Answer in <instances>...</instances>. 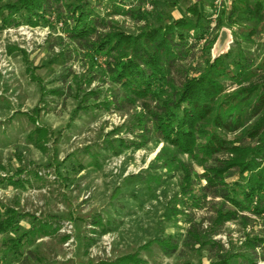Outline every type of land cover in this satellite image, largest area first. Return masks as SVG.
<instances>
[{
    "label": "rangeland",
    "instance_id": "rangeland-1",
    "mask_svg": "<svg viewBox=\"0 0 264 264\" xmlns=\"http://www.w3.org/2000/svg\"><path fill=\"white\" fill-rule=\"evenodd\" d=\"M88 1L101 14L110 4V0ZM194 1L133 0L132 5L143 7L150 21L157 23L158 19L170 22L184 15L187 4ZM210 1L203 0L201 6L208 17L213 10ZM227 13L221 10L218 19L222 23ZM51 16L54 21L34 26L30 33V25L25 23L0 29V217L8 208L19 214V229L0 235V240L17 237L39 224L50 227L49 234H35L25 242L23 255L11 263L103 264L134 254L139 264H213L226 257L229 264H264V245H246L247 239L264 237V215L240 213L248 221L226 222L220 233L211 237L215 245L199 248L184 244L188 222L172 212V208L183 206L175 200L180 165L189 164L198 173L201 168L154 135L139 148L131 146L113 153L106 140L114 144L116 138L141 140L138 129H127L140 103L123 111L99 106L111 100V92L117 88L106 74V58L102 56L104 60L90 68L86 51L79 46L73 50L65 25L58 26L55 21L60 20ZM112 20L129 34L143 24L123 15ZM242 26L246 30L248 23ZM237 28L223 25L208 31L205 39L199 40L192 61L184 64L198 68L205 58L199 48L215 36L210 58L227 50L235 56L240 48L248 52L253 67L258 65L264 60V22L261 35L250 42L241 41L235 34ZM221 30L229 36L223 45L217 43ZM248 79L254 81L256 77ZM226 86L235 89L229 81ZM89 91L96 92L97 99L91 97L86 110L72 115ZM36 127L46 128L48 134L38 138ZM10 177L20 180L22 186L9 183ZM206 202L201 208L186 210H192L199 221L213 215L218 204L229 207L219 198L207 197ZM207 224L204 220L202 228ZM168 236L177 244L171 256H166L156 242L142 247Z\"/></svg>",
    "mask_w": 264,
    "mask_h": 264
},
{
    "label": "trees",
    "instance_id": "trees-1",
    "mask_svg": "<svg viewBox=\"0 0 264 264\" xmlns=\"http://www.w3.org/2000/svg\"><path fill=\"white\" fill-rule=\"evenodd\" d=\"M132 1L110 0L101 14L88 0H0V29L20 23L32 27L46 24L54 14L65 25L73 50L79 46L86 51L90 68L95 55L106 58V74L117 88L111 92V100H104L99 106L123 111L140 103V110L134 113L127 129H138L141 137L139 142L116 138L115 144L111 140H106V144L113 153H118L131 146L139 148L154 135L200 167L202 172L198 173L191 165L181 163L175 200L183 206L172 208V212L183 215L188 222L185 245L199 248L215 245L211 237L220 233L226 222L248 221L240 213L264 215V69H260L264 60L253 67L248 52L240 48L235 56L227 50L210 58L214 36L199 48L205 56L202 64L198 68L187 66L184 62L192 61L199 40L209 31L208 16L201 7L203 0L189 2L180 17L170 22L158 19L157 23L150 21L149 13L140 5L134 8ZM226 11V22L217 18L215 27L236 25L235 34L245 42L261 35L264 0H229L222 8V13ZM115 15L143 24L136 33L129 34L117 27L112 20ZM244 22L248 23L246 30L242 28ZM252 75L256 77L254 81L248 79ZM227 81L235 89L228 90ZM91 97L96 100L97 93H85L72 115L86 110ZM35 133L41 139L48 131L36 127ZM7 180L22 186L20 180L11 177ZM201 180L203 185L199 184ZM207 197L219 198L229 207L218 204L213 207V215L196 221L193 211L186 209L203 207ZM18 215L7 209L6 215L0 217V235L19 229ZM204 220L208 222L206 228H202ZM49 229L39 224L17 237H2L0 264H13L11 259L16 261L23 255L25 242L35 234H49ZM152 242L158 243L166 256L177 248L172 236L150 240L142 247ZM256 244L264 245V237L247 239L250 248ZM229 259L213 264H229ZM103 264H139V260L133 254Z\"/></svg>",
    "mask_w": 264,
    "mask_h": 264
},
{
    "label": "built area",
    "instance_id": "built-area-1",
    "mask_svg": "<svg viewBox=\"0 0 264 264\" xmlns=\"http://www.w3.org/2000/svg\"><path fill=\"white\" fill-rule=\"evenodd\" d=\"M228 3H229V0H211V1H210L209 5H210V7H211L213 10L211 11L210 16L208 17L209 25H210V26H209V32L215 28V26H216V22H217V18L219 17V14H220L222 8H224V6H227ZM145 7H146V9H148V10L151 8L149 2H146V3H145ZM52 15H54V14H52ZM50 20H51V21H54V17H53V16H50ZM55 22H56V24L58 23V26H60V27L63 26L62 21H55ZM36 28H37V27H36ZM28 30H29V33H30V32H32V31H34V28H32V26H30V27L28 28ZM204 39H205V36H204ZM204 39H203V40H204ZM93 60H94V62L100 64L101 61L104 60V58H103L102 56L95 55V56L93 57Z\"/></svg>",
    "mask_w": 264,
    "mask_h": 264
},
{
    "label": "water",
    "instance_id": "water-1",
    "mask_svg": "<svg viewBox=\"0 0 264 264\" xmlns=\"http://www.w3.org/2000/svg\"><path fill=\"white\" fill-rule=\"evenodd\" d=\"M195 1H201V0H195ZM228 34H227V31L226 30H221L220 34H219V37H218V40H217V43L220 44V45H223L225 42H227L228 40Z\"/></svg>",
    "mask_w": 264,
    "mask_h": 264
}]
</instances>
